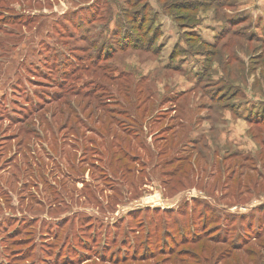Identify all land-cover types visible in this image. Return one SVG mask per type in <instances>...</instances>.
Instances as JSON below:
<instances>
[{
    "label": "rangeland",
    "instance_id": "obj_1",
    "mask_svg": "<svg viewBox=\"0 0 264 264\" xmlns=\"http://www.w3.org/2000/svg\"><path fill=\"white\" fill-rule=\"evenodd\" d=\"M264 0H0V264H264Z\"/></svg>",
    "mask_w": 264,
    "mask_h": 264
},
{
    "label": "crops",
    "instance_id": "obj_2",
    "mask_svg": "<svg viewBox=\"0 0 264 264\" xmlns=\"http://www.w3.org/2000/svg\"><path fill=\"white\" fill-rule=\"evenodd\" d=\"M264 2V1H263Z\"/></svg>",
    "mask_w": 264,
    "mask_h": 264
}]
</instances>
